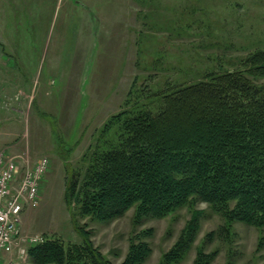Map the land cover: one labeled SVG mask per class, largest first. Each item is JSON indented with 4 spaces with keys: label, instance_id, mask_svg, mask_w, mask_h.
<instances>
[{
    "label": "rangeland",
    "instance_id": "1",
    "mask_svg": "<svg viewBox=\"0 0 264 264\" xmlns=\"http://www.w3.org/2000/svg\"><path fill=\"white\" fill-rule=\"evenodd\" d=\"M259 51L264 0H0V152L49 162L37 207L20 216L25 253L12 264H33L31 237L79 246L76 228L110 264L139 244L149 253L131 264H264V229L207 203L161 219L131 208L100 222L64 197L98 148L115 144L113 128L101 133L114 116L157 112L173 88L244 71Z\"/></svg>",
    "mask_w": 264,
    "mask_h": 264
},
{
    "label": "trees",
    "instance_id": "2",
    "mask_svg": "<svg viewBox=\"0 0 264 264\" xmlns=\"http://www.w3.org/2000/svg\"><path fill=\"white\" fill-rule=\"evenodd\" d=\"M244 64L173 88L157 112L110 119L101 133L113 128L115 144L98 148L81 183L68 181L66 204L77 200L81 217L110 222L131 208L138 218L161 219L202 202L229 221L264 229V84L251 79L264 78V51ZM76 230L79 246L47 238L30 250L32 263L110 264ZM148 253L146 244L133 245L126 260Z\"/></svg>",
    "mask_w": 264,
    "mask_h": 264
},
{
    "label": "built area",
    "instance_id": "3",
    "mask_svg": "<svg viewBox=\"0 0 264 264\" xmlns=\"http://www.w3.org/2000/svg\"><path fill=\"white\" fill-rule=\"evenodd\" d=\"M49 166L42 157L30 164L23 155L10 156L0 152V264L4 256H23L25 242L20 232V216L25 208H35L39 202V187ZM41 237L28 238L39 244ZM12 264V259L9 260Z\"/></svg>",
    "mask_w": 264,
    "mask_h": 264
},
{
    "label": "crops",
    "instance_id": "4",
    "mask_svg": "<svg viewBox=\"0 0 264 264\" xmlns=\"http://www.w3.org/2000/svg\"><path fill=\"white\" fill-rule=\"evenodd\" d=\"M8 260H9V256H4V259H3L4 264H6L8 262Z\"/></svg>",
    "mask_w": 264,
    "mask_h": 264
}]
</instances>
